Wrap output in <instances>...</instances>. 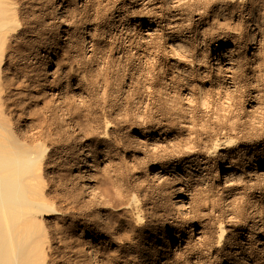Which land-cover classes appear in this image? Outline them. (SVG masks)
I'll list each match as a JSON object with an SVG mask.
<instances>
[{"label":"rangeland","instance_id":"obj_1","mask_svg":"<svg viewBox=\"0 0 264 264\" xmlns=\"http://www.w3.org/2000/svg\"><path fill=\"white\" fill-rule=\"evenodd\" d=\"M134 4L90 0L77 23L87 27L94 46L81 52L80 40L68 26L60 44L66 50L65 61L60 54L56 57V75L63 76L61 82L67 86L49 97L42 93L45 86H31L33 95L16 107L21 136L35 140L41 127L50 126L54 114L44 101L48 98L60 103L69 98L92 120L93 133L85 140L91 165L88 180L94 190H106V199L115 203L109 211L116 214L117 224L109 233L110 242L99 247L112 264H215L230 252L237 253L236 264H264V239L251 228L244 231L264 216V177L246 176L242 171L247 168L240 165L243 145L256 150L264 138V65L259 70L246 62L249 50L238 29L232 34L239 51L237 68L214 70V39L220 35L199 29L203 1ZM147 19H153L157 28L141 40L138 23ZM167 22L173 23L167 26ZM201 38L208 51L199 47ZM67 67L72 71H65ZM65 113L61 112L70 120V113ZM104 122L108 126L102 136ZM221 138L236 142L206 154L209 145ZM189 154L195 158L188 163ZM228 161L238 167L231 177L241 179L231 190L220 184L222 174L230 170ZM158 166L159 173L152 176L150 170ZM64 183L70 193L74 185ZM178 187L188 205L183 217L171 202ZM130 199L139 209V225L125 206ZM218 222L226 235L216 244ZM168 234L179 242L154 246L155 237ZM71 235L77 247L90 238L73 225ZM145 250L148 255L143 258Z\"/></svg>","mask_w":264,"mask_h":264},{"label":"bare ground","instance_id":"obj_2","mask_svg":"<svg viewBox=\"0 0 264 264\" xmlns=\"http://www.w3.org/2000/svg\"><path fill=\"white\" fill-rule=\"evenodd\" d=\"M148 1L131 0L136 6ZM200 1L206 6L199 29L218 31L220 35L214 39L211 63L214 70L220 73L237 68L239 51L232 34L238 29L245 49L249 50L246 62H251L253 68L264 65V0ZM207 5L212 7L209 13ZM88 6L90 0H0V264H112L99 247L110 242L109 233L117 224L116 214L109 211L115 203L106 199V190H94L88 180L91 165L85 140L93 131L92 120L71 99L65 98L60 103L48 98L44 101L54 114L51 124L41 127L35 140H31L21 136L18 122L21 113L16 112L17 103L33 95V84L45 86L42 93L47 92L48 97L58 96L65 89L67 83L62 84L63 76L56 75L59 66L56 57L60 54L65 61L66 50H61L60 44L69 33L68 26L73 29L71 35L80 40L81 52H89L94 46L87 27H79L77 23L79 14ZM156 28L153 19L140 20L139 38L144 40ZM202 38L198 45L208 51V43ZM169 40L172 48L178 47L175 40ZM72 69L67 67L65 71ZM231 77L232 74L226 77L228 83ZM65 111L70 113L72 123L61 114H66ZM41 119L46 122L47 118L41 114ZM107 126L104 122L102 136ZM75 133L82 136L75 138ZM235 142L229 138L215 139L206 154H216ZM260 145L256 150L245 144L241 148L245 153L240 165L247 168L242 174L264 177V138ZM194 158L189 154L185 162H192ZM227 163L231 172L222 174L220 184L231 190L241 179L238 175L231 177L230 173H236L238 167L231 161ZM158 170L159 166L153 167L150 174L155 176ZM66 180L74 185L70 193L66 190ZM173 191L171 202L182 216L188 211L182 188ZM125 206L131 210L135 225H139L141 217L135 199H130ZM251 222L244 231L251 228L264 239V216ZM217 224L215 242L219 244L226 230L221 222ZM72 225L90 237L82 247L74 243ZM172 241L179 242L169 234L160 235L153 239V244L168 246ZM236 254L230 252L215 264H236ZM141 255L146 258L148 253L145 250Z\"/></svg>","mask_w":264,"mask_h":264}]
</instances>
